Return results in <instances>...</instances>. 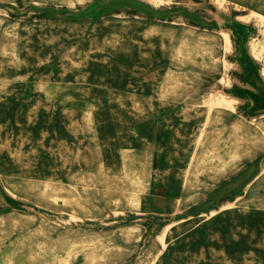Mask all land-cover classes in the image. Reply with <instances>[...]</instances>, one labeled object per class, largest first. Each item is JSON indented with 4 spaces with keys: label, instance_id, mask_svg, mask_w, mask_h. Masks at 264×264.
<instances>
[{
    "label": "rangeland",
    "instance_id": "374dc122",
    "mask_svg": "<svg viewBox=\"0 0 264 264\" xmlns=\"http://www.w3.org/2000/svg\"><path fill=\"white\" fill-rule=\"evenodd\" d=\"M0 264H264V0H0Z\"/></svg>",
    "mask_w": 264,
    "mask_h": 264
},
{
    "label": "bare ground",
    "instance_id": "6f19581e",
    "mask_svg": "<svg viewBox=\"0 0 264 264\" xmlns=\"http://www.w3.org/2000/svg\"><path fill=\"white\" fill-rule=\"evenodd\" d=\"M229 108H230V106H229ZM251 120H253V119H251ZM204 125H205V123H204ZM256 125V124H255ZM255 145V144H254ZM261 170V169H260Z\"/></svg>",
    "mask_w": 264,
    "mask_h": 264
}]
</instances>
